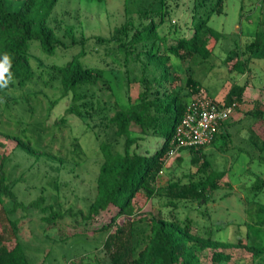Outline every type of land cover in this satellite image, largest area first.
I'll use <instances>...</instances> for the list:
<instances>
[{"label": "trees", "instance_id": "obj_1", "mask_svg": "<svg viewBox=\"0 0 264 264\" xmlns=\"http://www.w3.org/2000/svg\"><path fill=\"white\" fill-rule=\"evenodd\" d=\"M59 1L0 0V61L5 54L10 60L4 80L0 81V134L15 140L17 148L35 158L30 166L44 158L62 166L87 157L78 137L73 139L71 156L54 152L57 134L44 143L46 126L41 128V122L34 123L33 142L31 137L4 127L3 102L6 106L10 103L31 106L32 98L52 99L57 95L51 101L54 106L69 97L70 103L64 115L55 120L54 127L61 131L69 126L71 117H77L84 127L82 132L96 136L102 158L96 191L88 206L81 209L66 208L58 193L49 197L41 192L30 199L21 189L23 177L16 176L14 167L10 169L12 151L0 154V264H36L45 245L53 249L70 241L80 245L97 232L107 235L102 247L106 256L100 264H207L200 256L206 249L214 250L213 260L221 264L231 259L232 255L224 251L231 248H245L257 264H264V241L257 243L245 236L244 242L241 234L233 240L215 236V227L221 230L231 224L225 221L213 222L204 233L193 232L192 217L187 215L183 219L178 211L180 206L187 207V203L206 205L223 187L221 178L227 170L216 166L205 152L207 146L212 144L229 151L232 148L228 144H233L240 153L249 155L252 162L256 153L258 160L264 162V104L261 106L259 101L245 112L247 127L239 129L244 143H234L225 122L211 143L177 148L178 128L189 104L196 93L204 90L197 77L199 68L205 64L212 69L216 66L215 48L223 33L210 24L211 18L225 13L228 0L185 1L191 12L189 29L174 18L176 9L182 5L180 0H123L124 21L109 36L91 37L86 35L78 11H57ZM254 37L246 47L249 54L238 52L231 69L234 77L246 75V78L243 82L235 78L223 100L238 102V108L245 103L244 94L250 85L247 75L252 71L251 61L264 58L262 26ZM92 39L95 42H90ZM211 39L214 42L209 44ZM34 41L38 45L32 47ZM40 46L52 55L64 56L63 50L77 51L63 62H53L38 55ZM95 47L99 60H86ZM181 72H185V77H181ZM133 82L139 85L136 96L130 92ZM260 120L262 132L254 126ZM7 121L11 125L13 120ZM20 125L17 120L16 127ZM28 130L25 127L23 132ZM152 138L162 140L156 150L151 148ZM219 139L223 142H218ZM187 150L193 155L191 162L199 164L198 169L188 174L186 180L179 178L166 185L158 184L162 174L170 172L171 152ZM178 157L183 159L182 154ZM31 186L37 187L26 185V189ZM250 190L263 192L264 179L253 181ZM140 191H145L149 198L166 197L167 207L172 209L168 214L159 211L136 219L133 200ZM113 208L116 212L108 222L92 227L98 217ZM256 212L260 218L250 226L257 227L258 234L254 236L261 238L264 206ZM120 218H125V222L118 223ZM25 222L41 229L34 236L41 243L35 250L21 235ZM10 240L14 241L12 245L8 243ZM68 254L70 249L64 251V256Z\"/></svg>", "mask_w": 264, "mask_h": 264}, {"label": "rangeland", "instance_id": "obj_2", "mask_svg": "<svg viewBox=\"0 0 264 264\" xmlns=\"http://www.w3.org/2000/svg\"><path fill=\"white\" fill-rule=\"evenodd\" d=\"M180 1L182 5L176 9L174 18L183 28L189 29L187 24L190 21L191 12L185 3L187 0ZM56 9L59 13L63 9H68L73 13L78 11L83 29L88 37L93 35L109 36L114 28L125 19L123 0H107L105 3L90 0H60ZM210 24L223 33L215 48L216 66L213 69L210 68L209 64L201 66L197 77L202 81L204 91L206 90L212 98L220 101L228 85L235 79L234 72L231 69L237 60V53L249 54L246 50L247 45L254 40L258 28L261 26L264 28V0H228L225 13L213 15ZM90 42L93 43L95 40L92 39ZM213 42L214 39H211L209 44ZM36 45H38V42L34 41L32 47ZM95 50L96 47L91 48L85 59L98 61L100 54ZM64 51L66 50L61 53L64 56H60V54L52 55L40 46L38 55L47 56L53 62H63L66 57L77 50ZM231 55L232 57L228 59ZM176 61L180 63L179 60ZM250 65L252 67L251 79L257 87L252 93L244 95V100L247 103H244L245 109L243 112L253 109L257 101L261 102V106L264 104V58H254ZM119 77L122 78V74H119ZM181 77H185V72H181ZM130 90L132 95L136 96L139 85L133 82ZM48 91L51 93V90ZM56 96H52V99L46 96L32 98L31 106L13 103L6 106L3 102L1 110L2 117L6 120L4 127L18 131L24 137H31L33 142L36 136L33 129L34 123L41 122V128L44 125L46 126L44 136L47 139L44 143L49 142L53 134H57V139L53 144L54 152L71 156L70 149H73V139L78 137L87 157L68 161L66 165L62 166L51 159L44 158L36 165L30 166L35 158L17 148V142L6 138L3 134H0V142L3 143V145H0V154L12 151L13 160L10 169L14 167L16 176L23 177L24 183L22 181L21 189L28 193V198H34L41 192H45L49 197L58 193L59 201L66 208L71 206L77 209L86 208L95 194L96 177L102 162L101 155L98 152V143L94 134L82 132L84 127L77 117H71L69 126L64 127L61 131L54 127L55 120L64 115L65 109L70 103V98L65 97L52 106L51 101L56 99ZM30 107L32 109H29ZM50 108H52L51 111ZM8 119L13 120L11 125L7 123ZM17 120L21 122L19 128L16 127ZM254 126L262 132V120L256 121ZM25 127L29 129L26 133L23 132ZM151 141H153V144H151L152 150H156L162 140L152 138ZM122 143L123 139H120V144ZM230 147L231 144H228V148ZM205 152L209 153L211 160L216 163L217 167L227 170L221 178L223 187L216 192L214 198L206 205L187 203V207L180 206L178 211L181 217L183 219L187 215L192 217L194 222L193 232L204 233L209 228L207 226H211L213 222L217 224L219 221H225L231 224L221 230L215 227V236L223 240H233L235 236L238 237L241 234L244 237V242L247 241L246 237L253 238V241L257 243L263 242L264 227L259 231L261 238H256L254 235L255 233L258 234L256 232L258 231L257 227L250 226V224L260 218L256 210L260 206H264V191L255 193L250 190V187L257 178L264 179V162L258 160V153H256L257 158L252 162L249 155L240 153L235 148L222 151L212 144L205 148ZM181 154L183 156L182 160L178 157ZM192 157L193 155L189 150L171 155L168 161L170 172L163 173L158 184L166 185L171 180L179 178L186 180L187 175L195 172L199 166V164L191 162ZM35 184L37 185L36 188L31 186L30 189H26V185ZM57 188H59V191H57ZM133 201L137 211L136 219L155 215L159 211L168 214L172 209V207H167L166 197L149 198L145 191H140ZM115 212L114 208L110 212H105L98 217L92 227L108 222ZM71 222L74 223L72 220ZM124 222L125 218H120L118 221L121 224ZM40 230L38 225H32L28 222L23 224L21 235L29 243L32 250L37 249L38 246L40 247L41 243L34 238L35 233H39ZM106 236V234L99 232L94 235L90 234L86 242L81 241L85 245L80 243V245H84L80 251L77 250V247L82 246L72 241L59 244L54 249L47 244L45 249L38 253L36 264H100L106 256V252L102 248ZM8 243L12 245L14 241L10 240ZM69 249L70 254L64 256V251ZM224 251L232 256L230 260L223 261L221 264H257L253 254L245 248H231ZM31 253L32 255L36 254L35 252ZM76 253L79 255L73 257ZM213 254L214 250L212 249L200 252L202 260L207 264H217L213 260ZM48 256L49 260L47 262L46 258Z\"/></svg>", "mask_w": 264, "mask_h": 264}, {"label": "built area", "instance_id": "obj_3", "mask_svg": "<svg viewBox=\"0 0 264 264\" xmlns=\"http://www.w3.org/2000/svg\"><path fill=\"white\" fill-rule=\"evenodd\" d=\"M238 106V102L218 101L206 90L196 93L178 128L177 148L211 143L219 127L230 119Z\"/></svg>", "mask_w": 264, "mask_h": 264}, {"label": "crops", "instance_id": "obj_4", "mask_svg": "<svg viewBox=\"0 0 264 264\" xmlns=\"http://www.w3.org/2000/svg\"><path fill=\"white\" fill-rule=\"evenodd\" d=\"M247 76L250 80V85L247 87V89L245 91V94H244L245 96L247 95V93H252L253 91H255L256 90L255 88L257 87L256 84H254V82L251 79L252 76L251 75H247ZM235 78L239 79V81L243 82L244 79L246 78V75H239V76H236ZM229 87H230V84L228 85V88ZM228 88L225 91V93L223 94V97L220 99V101L224 100V97L228 91ZM245 103H247V102H245ZM244 105L245 104H241V106L239 108H237V110L234 112V114L230 117V119L226 123L227 124V126H226L227 130L233 134V139L236 142V143L234 142L235 144H239L240 142L241 143L245 142L242 138L243 132H239L240 128L247 127V123L249 121L247 118H245L246 113L243 112L245 109ZM218 142H223V140L219 139ZM230 148H233L232 145Z\"/></svg>", "mask_w": 264, "mask_h": 264}, {"label": "clouds", "instance_id": "obj_5", "mask_svg": "<svg viewBox=\"0 0 264 264\" xmlns=\"http://www.w3.org/2000/svg\"><path fill=\"white\" fill-rule=\"evenodd\" d=\"M10 65V60L7 54H5L3 61H0V81L4 80V72L7 71V67Z\"/></svg>", "mask_w": 264, "mask_h": 264}]
</instances>
